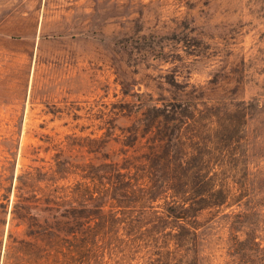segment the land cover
<instances>
[{"label":"rangeland","instance_id":"rangeland-1","mask_svg":"<svg viewBox=\"0 0 264 264\" xmlns=\"http://www.w3.org/2000/svg\"><path fill=\"white\" fill-rule=\"evenodd\" d=\"M254 97L264 106V0H0V264L10 230L23 236L10 219L27 171L89 163L92 147L144 153L154 106ZM246 138L252 195L217 216L202 264H264V113Z\"/></svg>","mask_w":264,"mask_h":264},{"label":"trees","instance_id":"trees-1","mask_svg":"<svg viewBox=\"0 0 264 264\" xmlns=\"http://www.w3.org/2000/svg\"><path fill=\"white\" fill-rule=\"evenodd\" d=\"M260 103L254 97L154 106L159 118L149 124L144 153L125 148L119 155L114 148L92 147L89 163L64 160L50 172L27 171L19 178L10 219L11 226L24 227L23 236L10 230L7 259L12 264H132L135 259L202 264L204 240L217 216L252 195L246 137L250 119L264 113ZM136 135L124 144L141 142L144 136ZM71 176L76 181L59 183ZM5 198L0 225L10 204Z\"/></svg>","mask_w":264,"mask_h":264}]
</instances>
